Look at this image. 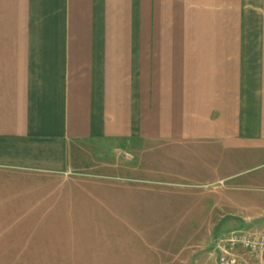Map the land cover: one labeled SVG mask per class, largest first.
Masks as SVG:
<instances>
[{
  "label": "crops",
  "instance_id": "1",
  "mask_svg": "<svg viewBox=\"0 0 264 264\" xmlns=\"http://www.w3.org/2000/svg\"><path fill=\"white\" fill-rule=\"evenodd\" d=\"M98 141L206 156L212 183L264 159V0H0V216ZM232 200L264 225L263 200Z\"/></svg>",
  "mask_w": 264,
  "mask_h": 264
},
{
  "label": "rangeland",
  "instance_id": "2",
  "mask_svg": "<svg viewBox=\"0 0 264 264\" xmlns=\"http://www.w3.org/2000/svg\"><path fill=\"white\" fill-rule=\"evenodd\" d=\"M148 148L87 143L67 173L33 178L39 191L31 214L0 216V264H184L218 255V239L233 230L264 229L260 217L239 227L243 217L222 210L226 195L264 201V159H246L227 184L212 183L198 173L206 156Z\"/></svg>",
  "mask_w": 264,
  "mask_h": 264
},
{
  "label": "built area",
  "instance_id": "3",
  "mask_svg": "<svg viewBox=\"0 0 264 264\" xmlns=\"http://www.w3.org/2000/svg\"><path fill=\"white\" fill-rule=\"evenodd\" d=\"M254 227L239 228L218 239L215 250L220 264H264V229Z\"/></svg>",
  "mask_w": 264,
  "mask_h": 264
}]
</instances>
